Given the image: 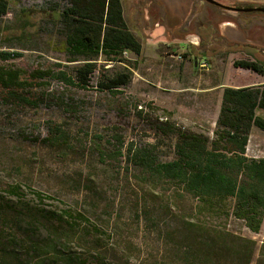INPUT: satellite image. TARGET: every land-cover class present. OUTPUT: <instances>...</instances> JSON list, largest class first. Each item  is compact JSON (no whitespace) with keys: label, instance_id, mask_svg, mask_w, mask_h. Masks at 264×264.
I'll return each mask as SVG.
<instances>
[{"label":"rangeland","instance_id":"1","mask_svg":"<svg viewBox=\"0 0 264 264\" xmlns=\"http://www.w3.org/2000/svg\"><path fill=\"white\" fill-rule=\"evenodd\" d=\"M8 1L9 11L0 18V50L22 52L23 56L0 60V67L30 72L36 68L59 71L69 70L66 65L75 66L76 62L68 61L65 51L60 11L52 9L58 0ZM250 28L249 37L264 48V24L260 22ZM229 40L219 41L221 47L207 52L205 59L201 57L197 68L194 60L184 53H177L183 54V58L176 59L169 55L172 50L167 49L169 58L161 66L164 65L168 78L161 85L160 74L154 73L158 61L143 59L141 65L137 63L132 69V83L118 91L102 90L97 78L87 88L56 79L42 87L30 88L29 93L20 91L21 95L37 98L38 106L27 105L8 94L1 96L0 191L5 192L11 184H21L27 199L33 198V191H41L56 198L46 200L47 208L72 207L86 214L94 224L113 235L109 245L116 242L130 248L132 264L142 260L154 262L165 247L172 248L174 243L187 245L177 238L184 222L182 217L166 208L167 202H173L172 190L161 193V184L154 189L138 168L117 155L120 146L117 138L135 146L154 144L162 160L176 157V135L164 132L161 126L170 124L213 138L224 86L264 81L254 71L234 66L235 60L251 56L248 48L236 50ZM180 45L183 51L188 49L186 44ZM231 48L236 51L229 52ZM129 58L135 60L130 54ZM202 62L209 63V68L201 67ZM123 67V63L112 67L101 61L99 69L110 68L113 72ZM54 125L65 132L67 140L63 145L43 143L52 135ZM247 154L264 157V131L258 127L253 129ZM8 199L17 202L16 197ZM188 204L186 218L196 221L199 227L211 224L253 237L242 222L219 216H196L189 211L192 202ZM256 238L260 247L264 239ZM75 246L85 248L88 244L86 240L75 241ZM258 256L259 249L255 260ZM172 259L173 264H180L177 258Z\"/></svg>","mask_w":264,"mask_h":264},{"label":"trees","instance_id":"2","mask_svg":"<svg viewBox=\"0 0 264 264\" xmlns=\"http://www.w3.org/2000/svg\"><path fill=\"white\" fill-rule=\"evenodd\" d=\"M52 9L60 11L65 51L68 61L76 62L75 66L66 65L70 71L36 68L30 72L1 66L0 101L1 96L8 94L27 105L38 106L37 98L21 95L20 91L29 93L30 88L42 87L56 79L87 88L97 78L98 87L108 91H118L132 83V69L138 62L124 57V52L139 57L143 44L124 16L122 0H58ZM8 11L9 1L0 0V18ZM247 47L251 58L237 59L234 66L264 77V57L257 56L254 47ZM238 48L241 47L236 45ZM22 56V52L0 50L2 61ZM101 61L112 67L123 63L124 67L113 72L110 68L100 71ZM254 127L264 131V81L245 87H224L213 138L170 124L161 126L164 132L176 135L174 159L162 160L154 144L135 146L117 138L120 142L117 155L138 168L154 189L161 184V193L172 190L173 202H167L166 208L175 210L184 221L177 238L187 245L174 243L172 248L165 247L161 257L149 264H173L172 258H177L180 264H264V240L259 247L257 239L227 227L221 229L211 224L199 227L196 221L187 220L188 210L185 211L191 201L189 211L196 216L234 219L242 222L250 233L262 231L264 157L247 154ZM52 129V135L43 143L63 145L67 140L64 130L58 125ZM3 191H0V264H132L130 248L123 243L109 245L113 235L103 231L86 214L72 207L47 208L46 200L56 198L41 191H33V198L27 199L21 184H11ZM7 195L16 197L17 202L13 203ZM85 240L88 244L85 248L75 246V241ZM148 263L142 260L138 264Z\"/></svg>","mask_w":264,"mask_h":264},{"label":"crops","instance_id":"3","mask_svg":"<svg viewBox=\"0 0 264 264\" xmlns=\"http://www.w3.org/2000/svg\"><path fill=\"white\" fill-rule=\"evenodd\" d=\"M168 1L172 4L162 7L158 0H122L124 16L131 29L141 39L143 44L141 56L134 58L132 54L130 55L133 59L137 60L138 65H141L143 59L145 61L146 59L157 60L159 66L154 68V73L157 76L160 74L158 77L160 85L166 78H168L164 65L161 66L162 63L165 62L164 59L169 58L166 51L167 49L170 51L172 50V53L169 54L170 52H168V54L172 57L174 56L176 59H178L179 56L177 53H184L185 57L187 56V58L194 60V66L196 68L198 67L199 59L201 57H203V59L206 58L200 52H198V54L196 53V50H198L197 48L180 40L181 38L186 37L189 26L194 24V10L188 5V0H181L182 5L173 4L175 3L173 0ZM190 12L191 15H189ZM129 18L131 20H129ZM230 38L234 42H243L241 35L234 34V36L231 35ZM180 44H186L189 50L187 49L186 51H183ZM158 50L159 52H157ZM190 51L193 52L192 55L189 53ZM159 71H161V73H159ZM141 75H143V72ZM258 83V81H252L228 86L245 87ZM252 236L254 238L261 236L264 239V225L259 234H253Z\"/></svg>","mask_w":264,"mask_h":264},{"label":"water","instance_id":"4","mask_svg":"<svg viewBox=\"0 0 264 264\" xmlns=\"http://www.w3.org/2000/svg\"><path fill=\"white\" fill-rule=\"evenodd\" d=\"M160 1V6H166L168 4H172L170 1H166V0H158ZM175 3V5H182V1L181 0H173ZM209 2L213 3L216 6L219 7H223L224 10V15H220V18H216L214 17V19L211 17L212 20V27L213 29L216 30V32H218L216 35H219V37H222L223 39H230L231 43L230 46H234V45H238V44H243L244 46L246 45H250L252 46V41L253 39H251L249 36V33L251 32V28L250 27H243V25H241V21L239 20L238 16L240 14V12H253L252 15H256L257 11H263L264 12V7L260 6H255V7H246V6H242L240 8H237L234 4L239 5L242 4V2L239 1H235V0H224L225 4L218 2L216 0H208ZM234 1V2H233ZM158 3V4H159ZM188 5L192 8V10L195 9L194 7V1L193 0H188L187 1ZM261 5V4H260ZM165 8V7H164ZM191 10V12H192ZM191 12L189 15H191ZM188 15V16H189ZM210 25H207V27H209ZM243 29H242V28ZM186 37L181 38L180 40H182L185 43H188L192 46H194L197 49H201L200 46L203 45V37L200 34V29L199 26L196 25L195 23L192 24L191 26H189L188 32L186 33ZM234 34L237 35H241L243 38V42L241 43H236L234 41H232V39L230 38V36H234ZM218 37V36H217ZM203 56L207 55V51L204 52H200ZM198 61V60H197Z\"/></svg>","mask_w":264,"mask_h":264},{"label":"flooded vegetation","instance_id":"5","mask_svg":"<svg viewBox=\"0 0 264 264\" xmlns=\"http://www.w3.org/2000/svg\"><path fill=\"white\" fill-rule=\"evenodd\" d=\"M194 1V17L193 22L199 26L200 34L203 37V45L200 46V50H196V53L198 52H204L207 51L208 54L211 52H215L219 47H221V44L223 38L219 37V35H216L218 32H216L215 29H213L211 23V17L214 19L220 18L219 16L222 14L224 15V8L214 5L213 3L209 2L208 0H193ZM218 2H221L225 4L224 0H216ZM242 2V4L236 5L237 8H240L242 6L246 7H264V0H235ZM234 2V1H233ZM261 4V5H260ZM253 12H240L238 18L241 21V25L243 27H253L257 25L258 23L262 22L264 24V12L263 11H257L256 15H252ZM207 25H210L207 27ZM242 28V27H241ZM243 29V28H242ZM218 36V37H217ZM230 41V40H229ZM238 43V42H236ZM254 47V52L257 56L264 57V48H261L256 45V42L252 41ZM239 47H243V44H238ZM246 45L244 47L248 48ZM253 49V48H252Z\"/></svg>","mask_w":264,"mask_h":264},{"label":"built area","instance_id":"6","mask_svg":"<svg viewBox=\"0 0 264 264\" xmlns=\"http://www.w3.org/2000/svg\"><path fill=\"white\" fill-rule=\"evenodd\" d=\"M129 54H130V53H129L128 51H125V52H124V57L129 58ZM178 57H179L180 59H182V58H183V54H180ZM200 66L203 67V68L208 69V68H209V63H207V62H202V63H200Z\"/></svg>","mask_w":264,"mask_h":264}]
</instances>
